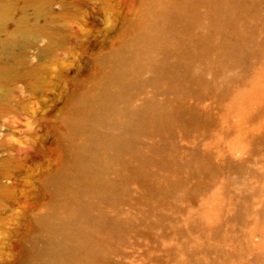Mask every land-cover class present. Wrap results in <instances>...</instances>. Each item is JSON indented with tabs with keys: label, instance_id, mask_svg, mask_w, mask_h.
Instances as JSON below:
<instances>
[{
	"label": "rangeland",
	"instance_id": "rangeland-1",
	"mask_svg": "<svg viewBox=\"0 0 264 264\" xmlns=\"http://www.w3.org/2000/svg\"><path fill=\"white\" fill-rule=\"evenodd\" d=\"M153 1L0 0V264H26L48 246L42 221L65 216L84 230L82 264H264V0L237 24L215 0H159L184 68L144 66L120 122L85 117L132 145L106 169L111 191L57 188L75 103Z\"/></svg>",
	"mask_w": 264,
	"mask_h": 264
},
{
	"label": "bare ground",
	"instance_id": "bare-ground-1",
	"mask_svg": "<svg viewBox=\"0 0 264 264\" xmlns=\"http://www.w3.org/2000/svg\"><path fill=\"white\" fill-rule=\"evenodd\" d=\"M158 2L159 0H154L145 10L144 24L138 35L107 61L108 74L101 86L75 103L76 117L70 123L68 133L72 139L69 161L64 175L57 181L58 189L68 194L85 189L88 192L111 191L115 184L106 176V169L114 161L121 159L122 154L131 149L132 145L123 137H109L95 131L85 117H90L95 122H120L121 104L144 66L151 63L158 77H174L184 68L181 45L172 42L168 31L161 24L160 19L168 16V9ZM244 2L245 0H215L214 8L228 22L237 24V13L243 9ZM182 3L183 1L171 0L169 5L179 8ZM157 48L174 54V59L168 60L166 55L158 58ZM148 110L149 108H144L141 115L129 121L126 128L143 126L151 109ZM42 226L49 234L48 246L36 251L26 264L83 263L80 246L84 230L71 217L65 216L59 221L44 219Z\"/></svg>",
	"mask_w": 264,
	"mask_h": 264
}]
</instances>
